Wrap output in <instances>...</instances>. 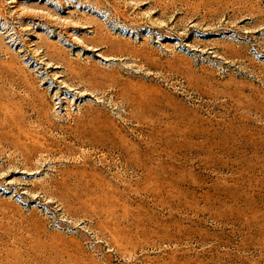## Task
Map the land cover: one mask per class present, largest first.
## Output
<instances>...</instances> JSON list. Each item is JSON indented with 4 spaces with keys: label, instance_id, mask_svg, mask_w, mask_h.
I'll use <instances>...</instances> for the list:
<instances>
[{
    "label": "rangeland",
    "instance_id": "1",
    "mask_svg": "<svg viewBox=\"0 0 264 264\" xmlns=\"http://www.w3.org/2000/svg\"><path fill=\"white\" fill-rule=\"evenodd\" d=\"M0 264H264V0H0Z\"/></svg>",
    "mask_w": 264,
    "mask_h": 264
},
{
    "label": "bare ground",
    "instance_id": "2",
    "mask_svg": "<svg viewBox=\"0 0 264 264\" xmlns=\"http://www.w3.org/2000/svg\"><path fill=\"white\" fill-rule=\"evenodd\" d=\"M162 184H166V183H162ZM166 185H162V187H165Z\"/></svg>",
    "mask_w": 264,
    "mask_h": 264
}]
</instances>
